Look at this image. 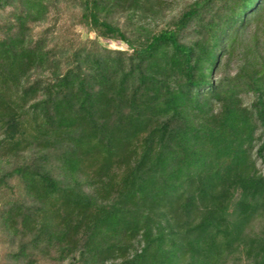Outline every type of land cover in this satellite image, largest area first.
Returning a JSON list of instances; mask_svg holds the SVG:
<instances>
[{
	"label": "trees",
	"instance_id": "trees-1",
	"mask_svg": "<svg viewBox=\"0 0 264 264\" xmlns=\"http://www.w3.org/2000/svg\"><path fill=\"white\" fill-rule=\"evenodd\" d=\"M262 17L0 0V264H264Z\"/></svg>",
	"mask_w": 264,
	"mask_h": 264
},
{
	"label": "rangeland",
	"instance_id": "rangeland-1",
	"mask_svg": "<svg viewBox=\"0 0 264 264\" xmlns=\"http://www.w3.org/2000/svg\"><path fill=\"white\" fill-rule=\"evenodd\" d=\"M170 2L173 8H178L184 1H191V0H167ZM40 28H36L35 32H38ZM72 31L74 34H77L78 37L82 40L86 39L87 37H93V34L88 35L80 25H76L72 28ZM251 34L254 35V37L258 38L259 43H264V17L254 24L251 28ZM108 48L115 49V48H121L122 46L115 43V42H108L107 43ZM248 102V99L246 100V103ZM253 230L256 232H259L260 230H264V221L259 220L254 223ZM0 246V255H1V248ZM49 264V263H44ZM242 264V263H241Z\"/></svg>",
	"mask_w": 264,
	"mask_h": 264
}]
</instances>
